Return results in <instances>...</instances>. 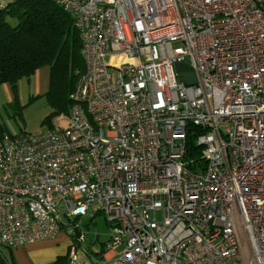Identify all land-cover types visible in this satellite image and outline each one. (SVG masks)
<instances>
[{
    "label": "built area",
    "instance_id": "built-area-1",
    "mask_svg": "<svg viewBox=\"0 0 264 264\" xmlns=\"http://www.w3.org/2000/svg\"><path fill=\"white\" fill-rule=\"evenodd\" d=\"M53 1L86 68L65 127L1 139L0 245L65 232L66 264H264V0ZM101 213L86 249L75 219Z\"/></svg>",
    "mask_w": 264,
    "mask_h": 264
},
{
    "label": "trees",
    "instance_id": "trees-1",
    "mask_svg": "<svg viewBox=\"0 0 264 264\" xmlns=\"http://www.w3.org/2000/svg\"><path fill=\"white\" fill-rule=\"evenodd\" d=\"M83 49L72 15L57 2L10 0L0 7V84H10L16 95L21 80H30L40 68L49 66L46 95L50 102L59 109L72 106L71 93L86 68ZM201 131L194 124L187 125L186 158L194 159L192 167L205 165L197 143ZM66 262V256H58L52 264Z\"/></svg>",
    "mask_w": 264,
    "mask_h": 264
},
{
    "label": "rangeland",
    "instance_id": "rangeland-1",
    "mask_svg": "<svg viewBox=\"0 0 264 264\" xmlns=\"http://www.w3.org/2000/svg\"><path fill=\"white\" fill-rule=\"evenodd\" d=\"M48 89L49 83L38 90L35 77L23 79L14 101L6 103V99L3 100L4 103L0 104V142L4 134H37L51 127H65L68 124L71 106L64 109L54 106L46 95ZM75 221L79 223L85 236L81 245L86 249H99L110 237L111 227L102 213L94 218L82 216ZM56 240L54 249L60 253L58 256L67 258L72 238L61 232ZM0 250V264L4 254H8L11 259L12 256L5 247H0Z\"/></svg>",
    "mask_w": 264,
    "mask_h": 264
},
{
    "label": "crops",
    "instance_id": "crops-1",
    "mask_svg": "<svg viewBox=\"0 0 264 264\" xmlns=\"http://www.w3.org/2000/svg\"><path fill=\"white\" fill-rule=\"evenodd\" d=\"M33 77L36 78L38 90H41L42 87L47 86V84L50 82L49 66L40 68ZM22 81L23 80L20 82ZM4 99H6V103H12L15 99L13 88L8 83L0 84V104L4 103ZM56 238L28 243L13 248L0 245V247H5L12 256L10 259L8 254H4L2 259L6 264H52L60 254H58L57 250L54 249V245L57 241Z\"/></svg>",
    "mask_w": 264,
    "mask_h": 264
},
{
    "label": "water",
    "instance_id": "water-1",
    "mask_svg": "<svg viewBox=\"0 0 264 264\" xmlns=\"http://www.w3.org/2000/svg\"><path fill=\"white\" fill-rule=\"evenodd\" d=\"M177 70L179 71L180 76L182 77V80L186 84H195L197 83V77L196 74L191 66H189L186 63H178L177 64ZM79 231L76 230V236H79Z\"/></svg>",
    "mask_w": 264,
    "mask_h": 264
}]
</instances>
